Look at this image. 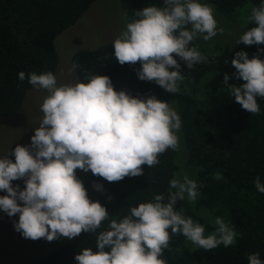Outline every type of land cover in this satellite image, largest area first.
Instances as JSON below:
<instances>
[{
	"label": "clouds",
	"instance_id": "1",
	"mask_svg": "<svg viewBox=\"0 0 264 264\" xmlns=\"http://www.w3.org/2000/svg\"><path fill=\"white\" fill-rule=\"evenodd\" d=\"M164 7L150 6L135 12L137 19L126 23L113 41L114 58L123 66L140 64L137 76L154 82L168 93L181 91L185 76L179 57L188 69L206 61L190 43L198 36L209 41L223 33L218 28L212 6L197 0H164ZM257 26L236 40L246 46L264 44V2L253 7L248 17ZM264 53V49H259ZM239 87L223 83L243 110L260 114L257 97L264 98V60L246 52L235 53L231 61ZM72 64V70L77 69ZM175 69V70H170ZM23 71L18 79L24 81ZM84 82L58 86L52 72L31 73L28 83L45 90L40 106L42 118L27 146L16 145L9 155L0 158V211L8 217L19 214L14 229L25 239L41 238L48 242L60 238L75 239L82 233L95 234L96 250L85 248L74 259L76 264H167L161 258L169 249L171 237L182 235L194 247L210 251L229 247L239 235L223 218L216 217L214 231L205 235V227L176 211L178 201L194 203L200 195L198 185L184 175L169 181L167 195L156 194L151 202L130 207L122 219H112L104 206L89 199L76 170L91 172L108 182L144 174L160 161L168 149L177 151L181 118L168 102L155 95L133 97L116 91L106 75L86 74ZM215 179H221L219 173ZM23 180L24 188L13 186ZM258 192L264 183L254 179ZM96 191L101 184H94ZM108 220L107 230L97 232ZM171 230L169 232L168 230ZM110 249V251H106ZM248 264H264L259 253L247 256Z\"/></svg>",
	"mask_w": 264,
	"mask_h": 264
},
{
	"label": "trees",
	"instance_id": "2",
	"mask_svg": "<svg viewBox=\"0 0 264 264\" xmlns=\"http://www.w3.org/2000/svg\"><path fill=\"white\" fill-rule=\"evenodd\" d=\"M98 0H0V119L14 115L21 107L28 91L31 73L55 72L58 56L55 40L74 26ZM221 16L232 19L245 5L258 7L264 0H201ZM129 22L137 19L135 12L146 7H164V0H120ZM189 47H194L192 42ZM262 45H252L249 59L254 55L264 60ZM112 44L92 50H78L71 58L78 82L86 74L108 76L116 91H125L133 97L172 102L181 118L184 144L183 167L197 182L200 195L194 203L178 201L175 209L205 227V235L214 231L216 217H221L239 234L233 245L205 251L194 247L182 235H173L169 249L161 258L167 264H248L247 256L259 253L264 262V194L258 192L254 179L264 183V98L257 97L260 114L243 110L226 91L212 89L208 104L201 102L198 85L209 73L234 76L231 61L235 53L222 52L220 56L206 57L193 69L174 55L186 78L177 94L166 92L154 82L141 81L137 76L140 64L121 66L114 58ZM175 70V69H170ZM26 75L24 81L18 73ZM244 82V81H243ZM239 87V86H237ZM214 100V101H212ZM215 106L214 112L209 111ZM159 163L150 168L142 166L144 174L108 182L90 171L85 182L102 185L101 205L112 219H122L130 207L151 202L156 194L167 195L169 181L179 178V159L168 149L159 155ZM219 173L221 179H215ZM190 175V176H191ZM109 221L102 222L97 232L107 230ZM171 232V230H168ZM85 248L96 250L95 234L82 233L75 239L62 238L54 248L34 260L32 264H76L74 257ZM110 251V249H106Z\"/></svg>",
	"mask_w": 264,
	"mask_h": 264
},
{
	"label": "rangeland",
	"instance_id": "3",
	"mask_svg": "<svg viewBox=\"0 0 264 264\" xmlns=\"http://www.w3.org/2000/svg\"><path fill=\"white\" fill-rule=\"evenodd\" d=\"M197 2L203 3L201 0ZM254 6L248 4L240 8L232 19H227L218 14L213 9L214 17L218 28L223 29V33L204 41L202 37H197L192 44L205 57L220 56L222 52H232L241 50L248 55L251 52V46L237 44L236 40L241 34L257 25L250 23L248 17ZM128 17L122 7L120 0H98L81 17V19L72 27L65 30L55 40V51L58 56V67L55 72L58 86L63 84H76L78 79L75 71L72 70L71 58L78 50H92L105 44H112L115 38L125 29L128 23ZM225 74L209 73L202 78L198 85V95L201 108L203 104H208V93L215 89L226 91L228 85L240 86L244 82L237 80L234 76L230 77L228 85L223 83ZM45 90H30L26 93L20 109L12 116L0 119V158H4L14 150L17 144L27 146L31 142V136L39 127L42 113L40 106L46 97ZM214 101V100H212ZM170 107L177 112L175 104L172 102ZM215 106H211L209 111L214 112ZM178 114V113H177ZM179 137V148L174 151L179 159V177L182 180L184 175L192 179V175L183 167L184 144L181 129L177 133ZM9 159L14 162V156L9 155ZM87 173L77 169L76 175L84 184L88 197L93 202H99L100 191H96L92 184L85 182ZM191 175V176H190ZM13 186L19 184L21 190L24 188L23 180L13 181ZM6 195L0 192V196ZM19 214L14 217H8L3 211H0V264H32L40 256L50 252L60 239L48 242L41 238L33 241L25 239L14 229V221L18 222Z\"/></svg>",
	"mask_w": 264,
	"mask_h": 264
}]
</instances>
